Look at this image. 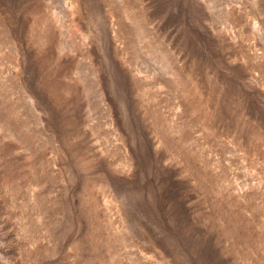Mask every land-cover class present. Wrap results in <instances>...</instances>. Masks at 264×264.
Masks as SVG:
<instances>
[{"label":"rangeland","instance_id":"obj_1","mask_svg":"<svg viewBox=\"0 0 264 264\" xmlns=\"http://www.w3.org/2000/svg\"><path fill=\"white\" fill-rule=\"evenodd\" d=\"M0 264H264V0H0Z\"/></svg>","mask_w":264,"mask_h":264}]
</instances>
